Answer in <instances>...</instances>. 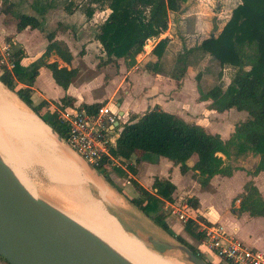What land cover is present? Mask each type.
<instances>
[{"label":"trees","instance_id":"16d2710c","mask_svg":"<svg viewBox=\"0 0 264 264\" xmlns=\"http://www.w3.org/2000/svg\"><path fill=\"white\" fill-rule=\"evenodd\" d=\"M183 1L185 0H109L108 6L111 11L106 19L97 25L95 32V39L99 41L105 54L100 59V64L115 63L123 59L127 66L133 65L147 41L159 38L167 30L169 12L178 11ZM4 4H8V0H5ZM9 4L12 6V3ZM16 17L18 30L41 26L40 18L36 15L20 12ZM215 28L216 25L213 26V30H216ZM46 38L48 45L45 56L54 52L64 62L70 63L72 55L67 45L56 40L52 31L46 33ZM167 42V37H162L152 49V53L157 56L155 69ZM190 50L198 52L200 56L207 55L221 69L225 64L236 67L233 78L225 88L216 84L203 92L197 84V89L200 99L211 100V108L216 111L223 112L234 108L246 112L247 118L237 123L230 137L224 140L218 134L206 131L199 124L185 121L171 112L154 107L135 120L121 125L111 155L121 163L127 164L133 173L136 169L128 164L133 155H136L137 163L144 154L163 156L174 164H179L182 173L189 169L197 171L203 176L200 178L203 185L216 174L231 175L234 167L226 164L220 154L230 158L231 155L253 153L259 158L253 173L264 171V0H240L231 10L230 17L220 32L216 35L212 33ZM22 56V48L13 51L15 67L12 73L3 70L0 73V82L15 92L59 136L66 138L65 125L49 113L47 101L42 100L33 105L31 86L38 75L39 67L43 64L51 70L55 82L63 88L72 81L74 69L59 67L56 62L43 61L24 67L20 64ZM221 74L220 72L219 75ZM60 101L65 106L73 104V99L67 95ZM103 104H83L82 108L92 113ZM192 154L197 155V160L190 167L185 159ZM103 168L106 167H98L97 170L112 184L106 172L101 171ZM156 185L157 195L147 193L139 198L142 200L130 198V202L157 226L203 258L194 246L176 235L165 221L169 214L162 209L163 199L172 200L175 185L167 178L161 179ZM245 190L238 211L252 213L251 209L257 204L262 207L255 214H264V205L257 197V190L251 182L246 184ZM186 203L189 212L197 211L198 202L195 197L187 198ZM196 213L198 216V212ZM185 230L196 239L203 238L193 219H188ZM0 258L3 259L1 256ZM207 263L213 264L209 261Z\"/></svg>","mask_w":264,"mask_h":264},{"label":"crops","instance_id":"0c3cea01","mask_svg":"<svg viewBox=\"0 0 264 264\" xmlns=\"http://www.w3.org/2000/svg\"><path fill=\"white\" fill-rule=\"evenodd\" d=\"M86 1L88 2L86 5L90 7L83 10L82 4L76 6L73 0H26L27 9L17 12L38 16L41 26L35 29L26 27L18 30L17 22L4 23L0 21V43L10 42L13 51L22 48L23 56L20 64L24 67L43 61L44 63L56 62L59 67L78 69L79 72L83 71L82 69H98V76L95 81L89 83L71 81L66 88H63L55 82L51 70L43 64L39 67L38 75L31 86L33 104L36 105L45 100L49 108L51 104L61 102L60 99L65 95L70 96L73 99L72 105L79 108H82L83 104L104 103L111 105L112 110L115 109L113 111L121 116L122 124L135 120L148 109L158 107L185 121L203 126L206 131L216 133L224 140L230 137L237 123L247 118L246 115L237 117L238 113L235 115L230 111L232 108L223 112L216 111L211 108V100L200 99L199 93L194 94L195 99L191 100L192 93L187 94L184 82L178 87L174 78L175 68L177 64L184 61V58L178 55L185 51L184 42H181L185 38L179 37L175 27L172 28L175 23L172 22L171 18H169L167 30L159 38H152L147 41L144 50L136 56L134 65L127 66L123 59H119L115 63L101 65L100 59L105 54L99 41L95 39V32L92 33L91 27H97L103 22L111 10L108 4L101 5V0ZM12 2L13 8L22 3L20 0L18 2L13 0ZM48 31L54 32L55 39L63 41L67 45L72 55L70 63L64 62L54 52L45 56L48 45L46 33ZM27 35L30 37H24ZM162 37H167L168 42L155 69L154 63L157 56L152 53V49ZM177 42H179L180 47L173 53V46ZM144 60L151 62L152 68L141 67L140 63ZM163 64H167L170 70H163L165 69ZM228 70L234 73L236 67L225 64L224 72ZM228 75H230L229 72ZM186 79L188 78L183 76L180 82ZM92 88H98L99 92L95 95L88 94L87 91ZM114 98H118V100L112 102ZM61 153L70 157L72 161L78 162L84 171L89 173L87 165L73 151L61 149ZM220 155L226 164L234 167L231 175L216 174L209 178L204 185L201 184L200 180L203 176L197 171L189 169L182 173L179 164H174L168 158L155 154L142 155L138 163L135 160L136 155H133L128 164L133 166L136 172H131L126 164L118 167L120 171L126 172L125 177L120 173H115L110 176V179L114 183L112 185L116 189L121 188L120 193L130 201V197L124 190L132 194L134 198L143 197L147 193L157 195L156 184L161 179L167 178L175 185V189L171 195L172 200L163 199V203L170 202L178 206V204L186 202L187 198L195 197L198 202L196 209L198 216L194 211L189 212L187 210V213L197 221L199 232H201V223H220L227 233L234 235L249 247L257 249L254 247L256 242L252 239L251 234L244 231L242 220L246 222L257 217H264V214L251 215L248 211L241 212L238 210L241 200L245 196V187L248 182L252 183L257 190V197L264 202V171L253 173L259 158L250 152L239 156L231 155L230 158H225L223 154ZM61 158L64 160L63 157ZM196 160L197 155L192 154L185 159V162L191 167ZM125 204L129 210L128 215L132 213L141 217L135 206ZM225 218H229L227 222H224ZM165 221L176 235L182 238L193 237L185 230L186 222L180 221L177 216L168 215ZM185 240L194 245L188 239ZM198 243L197 248H201L202 245ZM259 251L264 252V248ZM207 254L213 258L210 253ZM0 264L8 263L0 258Z\"/></svg>","mask_w":264,"mask_h":264},{"label":"rangeland","instance_id":"374dc122","mask_svg":"<svg viewBox=\"0 0 264 264\" xmlns=\"http://www.w3.org/2000/svg\"><path fill=\"white\" fill-rule=\"evenodd\" d=\"M4 1L5 0H0V21H2L4 23H16L17 22L16 16L18 14L17 11H22V10L24 11L27 9L26 3H25L26 0H20L22 3H19V6L15 7V8H13L14 7V4L12 2L13 0H8V4H6V5L4 4ZM16 1L18 2L19 0H16ZM101 1H102L101 5H103L104 3L105 4L109 3V0H106L105 2L103 0H101ZM73 2L75 3L76 6L79 4H82L83 10L84 9L86 10L90 7V6L86 5V3H88L86 0H73ZM239 2H240V0H185L181 3V7L178 11H176L174 13L170 12V17L168 15V17L172 19V22L175 23V26H172V28L175 27V30L177 31V34L179 37L185 38L184 40L183 39L181 40L182 43L184 42V46H185L184 50L185 51L182 50L183 52L179 53V55H178V56H182L181 58H184V61H183V63L177 64V66L175 68L176 72H175L174 78L177 82L178 87L181 86V83L184 82V86H185V90H186L187 94L192 93V95H191L192 98L189 95L191 100H193V98L195 99V96L193 97L194 94L199 93L198 89H196L197 84L200 86V88L203 92L208 91L211 87H213L216 84L220 85L222 88H225L235 74V72L232 73L231 70L224 72V66L221 69L216 64V62H214L207 55L206 56H200V54L198 52H192L190 49H192L193 47H196L203 39L207 38L212 33L215 35L218 34L220 32V30L222 29L223 25L229 19L230 14H231V10ZM9 3H12V6ZM5 8L7 9V11H4ZM178 21H180V22H178ZM176 22H177V24H176ZM214 25H216V28H215L216 30H213ZM91 28L93 29L92 33L96 32L97 27L92 26ZM23 35H25V34H23ZM24 37L29 38L30 36L27 35ZM187 46L189 47L188 48L189 50L186 48ZM179 47H180L179 42H177L173 46V49H172L173 53L177 49H179ZM135 63H136V58H135ZM152 65L153 64L151 62H147L146 60H144L140 63L141 67L145 66L148 68H152ZM170 65H171V63H170ZM163 67L165 68L163 70H166V69L170 70V68H168L169 66L167 64H163ZM82 70L83 71L79 72L78 69H74V75H73L72 81H74L75 83H78L81 81H86L89 83V82L95 81L96 77L98 76V72H97L98 69H82ZM220 72L222 73L221 75H219ZM228 72L230 75H228ZM183 76L187 77L188 79L180 82V79L183 78ZM38 83H40V82H38ZM9 91H11V90H9ZM11 92H13V91H11ZM87 92L90 95L91 94L95 95L96 93L99 92V89L98 88L97 89L92 88V89L88 90ZM13 93L15 94V92H13ZM187 94H186V96H187ZM54 95L56 96V93H54ZM119 96H120V94H119ZM199 98H200V94H199ZM117 100H118V98H114L112 102H115ZM112 104L114 106V103H112ZM33 105H35V104H33ZM113 110H115V109H113ZM230 111H232L235 115H237L236 113H238L237 117L239 115H246L247 116L246 112L238 111L234 108H232ZM58 148L59 149L54 150L56 152V156H54V157L51 156L53 158L48 157L49 159L46 157V160H48V162L54 160V162L56 161L59 163L58 166L54 165L56 167V169H55V167H53L54 168L53 171H52L51 167L46 162H44L45 159L41 158L42 156L30 159L27 162V164L25 163L21 167L22 171L24 172L25 177L28 180L27 183H29L30 186L33 187L38 192L40 197L46 198L51 203L54 200H55L54 203L57 201H58V203L62 202V203H60V204L64 205L62 207L55 204L57 209L64 210L67 212V210L65 209L67 207L68 209L78 211L79 207L82 204V201H80L77 198V196H75L76 195L75 193H72L73 192L72 187H75L76 183L78 184V182L83 183V184H85V190H86L87 194L93 199L100 200L99 202H101V206H102L103 210H105L106 212L111 214L113 217H114V215H113V211H114L116 214H119L124 218H127V216H128L130 219L129 224L136 226L137 229L142 230V231H146L149 233L156 232L155 228L152 227L150 224H148V222L146 220L141 219L140 216H136L132 213L128 215L129 211L124 210L122 208H119V207L115 206L114 204H112L111 202L109 203V201L106 198H104V195L102 193L103 187H105V188L106 187L109 188V187L107 185L103 184L100 180H99V182H101L103 186L95 185L93 180H91L90 184H87V186H86V183L83 180V177L81 175H80V177H78L81 179V181L77 182V180H80V179L74 180L76 183L73 181V178L71 180V177L68 176L69 174H67L66 177H63V175H62V178L58 177L59 173L57 171V167H59L60 165L63 166V163H64L62 161V158L58 155V154H60L59 150L61 151L60 147H58ZM66 150H68V149H66ZM66 157L69 158L67 155H66ZM70 160H72V159H70ZM76 163H78V162H76ZM78 165L82 168V166L79 163H78ZM54 171H56V172H54ZM101 171H105L106 175L108 177L112 176L115 173H120L124 177L126 176V172H124V171L122 172L118 168H103ZM55 173H58V174H55ZM63 178H64V180H63ZM67 180H69V182L71 180V182L69 183ZM97 181H98V179H97ZM111 182L114 185L113 181H111ZM116 187H117V185H116ZM111 191H113V190H111ZM124 192L130 198H134V196L132 194H130L129 192H127L125 190H124ZM68 193H70V194H68ZM71 194H72V196H71ZM137 199H139V198H137ZM139 200H142V199H139ZM262 204L264 205V202H262ZM178 206H179V204H178ZM63 207H65V208H63ZM261 207L262 206H257V204H256V206L251 209L252 213H250V214L251 215L255 214V212H257ZM171 216L174 217L175 215L171 214ZM235 217L237 218V216H235ZM228 219L229 218H227V219L225 218L224 222H227ZM239 221H240V219H239ZM242 221L244 223L243 224L244 231L250 233L252 236V239L256 242V245H254V247L259 249V250H263V248H264V217H257L255 219H251V220H248L246 222L244 220H242ZM122 228L125 229L124 226H122ZM125 232H127L126 229H125ZM127 233L129 235L131 234V236L132 235L134 236V234H132L130 232H127ZM192 238L193 237L190 236V237H187L184 239H188L189 241L194 243V245H192V246H194L198 250V252L203 256L205 261H209L213 264H231L230 262L219 258L216 255V253L210 252L209 250H207L206 247L203 245L202 239L199 240V239H195V238L192 239ZM136 239H138V238L136 237ZM139 241L142 242L141 240H139ZM198 241H199V243H198ZM197 243L202 245L201 248H197V246H196ZM207 253H210L213 258H210ZM174 258L177 259L176 257H174ZM181 263L187 264V263L182 262V261H181Z\"/></svg>","mask_w":264,"mask_h":264},{"label":"water","instance_id":"95a60500","mask_svg":"<svg viewBox=\"0 0 264 264\" xmlns=\"http://www.w3.org/2000/svg\"><path fill=\"white\" fill-rule=\"evenodd\" d=\"M37 117L44 122L38 115ZM45 125L48 127L49 134L58 147L63 148V150L73 151L84 161L89 170V176L107 185L125 203L135 206L110 184L96 168L87 163L83 157L70 147L51 126L47 123ZM135 208L141 215V219L146 220L148 224L155 228L156 232L149 233L139 230L136 226L129 224L130 219L128 216L124 218L113 211L114 217L125 227L127 232L150 244L152 249L162 256L176 257L179 261L187 264H208L207 261L195 254L189 247L180 243L157 226L142 210L136 206ZM53 211L65 225L107 250L118 264H132L131 261L123 257L103 239L73 220L63 211L57 208L53 209ZM0 256L8 264H115L104 258L81 239L41 215L25 198L19 181L1 157Z\"/></svg>","mask_w":264,"mask_h":264},{"label":"bare ground","instance_id":"6f19581e","mask_svg":"<svg viewBox=\"0 0 264 264\" xmlns=\"http://www.w3.org/2000/svg\"><path fill=\"white\" fill-rule=\"evenodd\" d=\"M56 149L59 148L50 136L45 123L0 82V157L10 167L16 179L19 181L23 195L45 218L81 239L110 262L118 264L116 259L107 250L96 244L93 240L68 227L58 218L53 209L56 208L55 204L60 207L64 206L60 204L62 202L58 203L57 201L54 203L55 200L53 199L54 201L52 200L53 202L51 203L46 198L40 197L38 192L27 183L28 180L22 171V165L27 164L32 158L42 156L41 158L45 159L44 162L53 171L54 165L58 166L59 163L54 162V160L48 162L46 157L56 156V152L54 151ZM58 155L64 158L62 160L64 162L63 166L60 165L57 167L58 177L62 178V175L66 177L69 174L68 176L71 177V180L73 178L74 181L80 179L78 177L81 175L86 186L90 184L91 180L94 181L95 185L103 186L99 180L97 181V179L89 176L78 163L70 160V157V159L67 158L63 153ZM67 181L69 182V180ZM78 181H81V179ZM76 185L72 187L73 192H71L75 193V196L82 201L81 208L79 207L78 211H74L63 207L67 212L64 210L61 211L95 233L123 257L131 261L132 264H183L172 256L168 257L158 254L152 249L150 244L142 241L144 245L136 237L131 236V234L129 235L115 217L103 210L101 202H99L100 200L93 199L87 194L85 184L78 182ZM102 193L109 203L111 202L115 206L129 211L123 199L109 188L103 187Z\"/></svg>","mask_w":264,"mask_h":264},{"label":"built area","instance_id":"2783aa9c","mask_svg":"<svg viewBox=\"0 0 264 264\" xmlns=\"http://www.w3.org/2000/svg\"><path fill=\"white\" fill-rule=\"evenodd\" d=\"M146 44L143 47L145 48ZM10 42L0 43V73L7 70L12 73L15 60ZM49 112L66 127L63 138L87 163L94 168H118L122 164L111 155L121 128V116L112 110L111 105L103 104L95 112L89 113L84 108L65 106L60 102L51 104ZM178 206L164 202L162 207L168 214H174L180 221H197L187 213V203ZM203 245L210 252L231 264H264V252L253 249L237 237L226 232L220 223H201Z\"/></svg>","mask_w":264,"mask_h":264},{"label":"flooded vegetation","instance_id":"af4514ba","mask_svg":"<svg viewBox=\"0 0 264 264\" xmlns=\"http://www.w3.org/2000/svg\"><path fill=\"white\" fill-rule=\"evenodd\" d=\"M117 189L120 191V189H121V188H120V189H119V188H117ZM136 198H139V197H136ZM136 207H137V206H136ZM137 208H138V207H137ZM138 209H139V208H138Z\"/></svg>","mask_w":264,"mask_h":264}]
</instances>
